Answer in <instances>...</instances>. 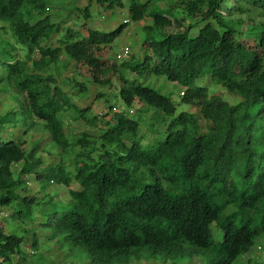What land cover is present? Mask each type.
I'll use <instances>...</instances> for the list:
<instances>
[{"label":"clouds","instance_id":"clouds-1","mask_svg":"<svg viewBox=\"0 0 264 264\" xmlns=\"http://www.w3.org/2000/svg\"><path fill=\"white\" fill-rule=\"evenodd\" d=\"M20 2L0 5V264H264V0Z\"/></svg>","mask_w":264,"mask_h":264},{"label":"trees","instance_id":"trees-1","mask_svg":"<svg viewBox=\"0 0 264 264\" xmlns=\"http://www.w3.org/2000/svg\"><path fill=\"white\" fill-rule=\"evenodd\" d=\"M0 5H4V0H0ZM6 7L10 8L12 13L16 14V15H23V11H22V5H21V2L20 0H8V3L7 5H5ZM0 14H3L2 12H0ZM143 91H151V89H142ZM213 90H210L209 89V93L211 94ZM224 103H227V100L224 101ZM255 103V101L253 102ZM183 113H180L176 118L179 119L180 116H182ZM249 127H251V125H249ZM231 130V126H230V129ZM104 135H107V133H105ZM171 135V134H170ZM86 143H89L91 144L92 141L91 140H87ZM251 144V140L249 139L248 141H246V147L247 146H250ZM221 148H223V144L220 143L219 141L216 143V145H214V150L215 151H219ZM118 159L120 160H123L124 158L123 157H119ZM85 167H88V168H91V167H94V165L92 164V162L89 160V161H85ZM127 163H130V161H128ZM161 163H163L165 166H168L166 161H161ZM103 167V165H101V168ZM92 175H95V172L91 173ZM244 177L245 179H247L249 177V169H248V165H247V162H245V166H244ZM239 182V178L238 177H234V180H233V183H238ZM152 186L151 185H144V190L139 192L138 195H136L135 197H131L132 199H143L145 195H147V192H148V189L151 188ZM163 188L164 186L162 185L161 186V192H163ZM196 191H199L200 194H201V197H205V196H208V193L207 192H204L203 189L201 187H198L196 189ZM156 195H159V193H155ZM165 195H168L167 193H164ZM195 195V192H193L191 189L187 190L183 195H181L179 198H172L173 199V208H176V207H180V201H183L184 203L188 204L189 205V208H191L192 205H195L197 202L195 199H193V196ZM204 209L202 212H201V216H208L209 213H214L215 216H219V211L215 208L212 207L211 204H208V205H205L204 206ZM227 228H231V224H228ZM208 232H209V235L210 237L213 239V236H212V231H211V218H209V222H208ZM214 240V239H213ZM210 251L212 250L211 248L209 249ZM179 260H182L181 258H177V261ZM176 261V263H177ZM209 264H211V261L209 262Z\"/></svg>","mask_w":264,"mask_h":264},{"label":"rangeland","instance_id":"rangeland-1","mask_svg":"<svg viewBox=\"0 0 264 264\" xmlns=\"http://www.w3.org/2000/svg\"><path fill=\"white\" fill-rule=\"evenodd\" d=\"M210 90H212V89H210ZM211 231H212V227H211ZM213 239H215L214 236H213ZM176 264H185V261L184 260H179V261H177Z\"/></svg>","mask_w":264,"mask_h":264}]
</instances>
